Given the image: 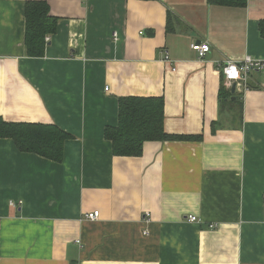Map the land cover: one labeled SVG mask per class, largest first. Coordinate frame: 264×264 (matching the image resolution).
<instances>
[{"label":"crops","instance_id":"crops-1","mask_svg":"<svg viewBox=\"0 0 264 264\" xmlns=\"http://www.w3.org/2000/svg\"><path fill=\"white\" fill-rule=\"evenodd\" d=\"M27 1L58 19L41 58L24 51ZM261 20L264 0H0V118L73 137L61 163L0 139V264H264V70L232 94L242 122L211 134L219 67L264 57ZM120 97L163 98L165 133L201 140L113 156Z\"/></svg>","mask_w":264,"mask_h":264},{"label":"trees","instance_id":"trees-1","mask_svg":"<svg viewBox=\"0 0 264 264\" xmlns=\"http://www.w3.org/2000/svg\"><path fill=\"white\" fill-rule=\"evenodd\" d=\"M148 1V0H143ZM214 6L245 8L247 0H207ZM58 19L50 14V8L44 1H27L24 5V51L28 58H41L44 55L46 37L57 32ZM259 36L264 40V20L258 22ZM222 85L218 91L219 118L211 123V134L220 124L222 116L230 121L242 122V116L231 117L242 110L237 97ZM117 125L106 127L103 137L111 144L115 157H133L142 155L145 142L183 141L200 139L197 137L168 135L164 131L163 98L120 97L117 100ZM226 119V118H225ZM73 137L54 124L12 123L0 118V139H10L21 153L34 154L54 163L63 160L64 143Z\"/></svg>","mask_w":264,"mask_h":264},{"label":"built area","instance_id":"built-area-1","mask_svg":"<svg viewBox=\"0 0 264 264\" xmlns=\"http://www.w3.org/2000/svg\"><path fill=\"white\" fill-rule=\"evenodd\" d=\"M49 38L46 37L45 41ZM190 49L196 54L198 59H203L209 53V45L207 43L193 42L190 44ZM165 61L169 62L168 56L165 57ZM264 70V57H252L245 55L239 61H224L219 67V74L222 78V85L225 89L229 90L234 84L238 89H245L246 80L250 72ZM264 199V197H263ZM11 207H15V203L10 202ZM99 213L94 211L88 213L85 217L89 220L97 219ZM188 223H197L199 220L196 216L189 215L186 217ZM212 228V226H211Z\"/></svg>","mask_w":264,"mask_h":264},{"label":"water","instance_id":"water-1","mask_svg":"<svg viewBox=\"0 0 264 264\" xmlns=\"http://www.w3.org/2000/svg\"><path fill=\"white\" fill-rule=\"evenodd\" d=\"M230 93L231 94H234L235 93V85L233 84L232 86H231V88H230ZM234 98H232V100H233Z\"/></svg>","mask_w":264,"mask_h":264}]
</instances>
